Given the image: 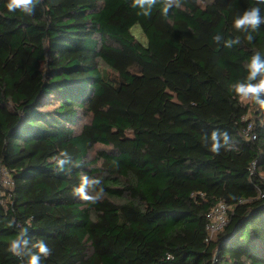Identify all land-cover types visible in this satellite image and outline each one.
Masks as SVG:
<instances>
[{
    "label": "trees",
    "instance_id": "16d2710c",
    "mask_svg": "<svg viewBox=\"0 0 264 264\" xmlns=\"http://www.w3.org/2000/svg\"><path fill=\"white\" fill-rule=\"evenodd\" d=\"M7 2L0 264L26 261L41 239L51 249L42 264H264V107L230 87L246 80L254 54L264 59V24L248 42L233 22L252 7L264 17V4L181 0L167 17L162 4L145 17L132 0H39L31 16ZM213 132L221 144L229 137L218 153ZM61 151L69 162L58 172ZM82 175L102 178L99 202L73 194ZM220 201L228 222L208 239ZM23 228L19 257L9 245Z\"/></svg>",
    "mask_w": 264,
    "mask_h": 264
},
{
    "label": "clouds",
    "instance_id": "9594fccd",
    "mask_svg": "<svg viewBox=\"0 0 264 264\" xmlns=\"http://www.w3.org/2000/svg\"><path fill=\"white\" fill-rule=\"evenodd\" d=\"M39 3V0H8L7 9L9 12H15L19 10L20 12L31 16L34 14V6ZM258 4H264V0H257ZM162 4V15L167 17L169 10L173 7H180L181 0H132V7L139 8L140 12L138 15H143L145 17H150L152 14V9L157 5ZM261 24H264V17L260 15L259 7H252L243 12L241 16H238L234 22L233 27L237 31H242L247 33L245 39L251 42L254 37L251 32L256 31ZM251 30V31H250ZM214 40L219 43L221 36L217 35ZM240 39H229L225 41L224 46L226 48H231L233 45L239 44ZM248 70V75L246 80L238 81L232 84L231 90L236 93L238 97L242 100H250L257 105L264 107V59L257 53L251 57V60L246 65ZM213 144L212 150L214 152H219L221 147L227 145L229 137L226 133L223 134L224 144L220 143L219 136L216 132H213L211 137ZM68 153L66 151H61L59 156L55 159L56 171H64V166L69 162L64 157H67ZM103 180L101 177H89L88 175H82L80 178L79 186L73 189V194L80 197L83 201L95 204L99 202L104 196V188L102 186ZM11 225V222L9 224ZM27 234V229L23 228L18 233L17 237L11 240L9 245V251L14 255L22 257L25 255L24 250L29 244L28 239H22ZM31 249L28 250L27 260L21 261V264H42V258H47L51 254V249L47 244L41 239L36 240L32 244Z\"/></svg>",
    "mask_w": 264,
    "mask_h": 264
},
{
    "label": "built area",
    "instance_id": "2783aa9c",
    "mask_svg": "<svg viewBox=\"0 0 264 264\" xmlns=\"http://www.w3.org/2000/svg\"><path fill=\"white\" fill-rule=\"evenodd\" d=\"M253 123L248 124L247 128L245 129V136L249 137V139L254 140L257 135L256 132H253ZM257 162H252L250 171L251 174L256 172ZM3 173H7L6 170L3 169L2 172V179L4 177ZM8 174V173H7ZM264 179V175L261 176ZM260 196H264V190H260ZM241 201V200H240ZM230 206L225 201H220L216 204L213 209L209 213L210 222L207 224L208 230V239L213 236V234L222 228L228 222V215H229Z\"/></svg>",
    "mask_w": 264,
    "mask_h": 264
},
{
    "label": "rangeland",
    "instance_id": "374dc122",
    "mask_svg": "<svg viewBox=\"0 0 264 264\" xmlns=\"http://www.w3.org/2000/svg\"><path fill=\"white\" fill-rule=\"evenodd\" d=\"M133 31L137 34L138 38L143 41L144 43L146 42V38L144 36V34L142 33L141 29L139 26H136ZM245 102H248L250 100H244ZM85 121V118H81L80 119V122H79V125L77 126V128H79L82 124V122ZM102 148V145H96L94 150L91 152L92 154L90 155L91 157L94 156L96 154V151L101 149ZM4 174V177L3 179L1 180L2 181V186L3 187H6V188H10L12 186V179H11V176L7 173H3Z\"/></svg>",
    "mask_w": 264,
    "mask_h": 264
},
{
    "label": "water",
    "instance_id": "95a60500",
    "mask_svg": "<svg viewBox=\"0 0 264 264\" xmlns=\"http://www.w3.org/2000/svg\"><path fill=\"white\" fill-rule=\"evenodd\" d=\"M262 207H264V205H262Z\"/></svg>",
    "mask_w": 264,
    "mask_h": 264
}]
</instances>
